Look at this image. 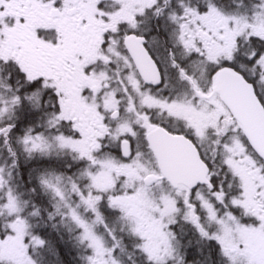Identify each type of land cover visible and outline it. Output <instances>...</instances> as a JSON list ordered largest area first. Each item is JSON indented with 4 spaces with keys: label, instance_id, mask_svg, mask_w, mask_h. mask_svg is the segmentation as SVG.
Listing matches in <instances>:
<instances>
[{
    "label": "snow or ice",
    "instance_id": "snow-or-ice-1",
    "mask_svg": "<svg viewBox=\"0 0 264 264\" xmlns=\"http://www.w3.org/2000/svg\"><path fill=\"white\" fill-rule=\"evenodd\" d=\"M0 264H264V0H0Z\"/></svg>",
    "mask_w": 264,
    "mask_h": 264
}]
</instances>
